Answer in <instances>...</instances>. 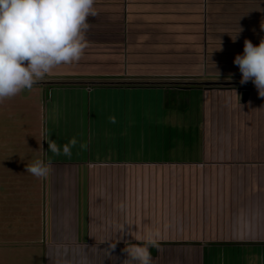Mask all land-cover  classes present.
I'll use <instances>...</instances> for the list:
<instances>
[{
  "label": "crops",
  "instance_id": "1",
  "mask_svg": "<svg viewBox=\"0 0 264 264\" xmlns=\"http://www.w3.org/2000/svg\"><path fill=\"white\" fill-rule=\"evenodd\" d=\"M94 7L81 60L33 86L57 144L77 145L70 157L43 149L42 224L27 209L28 242L14 245L53 264H126V244L146 246L152 229L151 264H264V98L234 64L245 39L264 38V0Z\"/></svg>",
  "mask_w": 264,
  "mask_h": 264
},
{
  "label": "clouds",
  "instance_id": "2",
  "mask_svg": "<svg viewBox=\"0 0 264 264\" xmlns=\"http://www.w3.org/2000/svg\"><path fill=\"white\" fill-rule=\"evenodd\" d=\"M95 2L0 0V102L24 90L30 91L54 68L81 60L88 46L86 34L90 28L89 18L97 15ZM260 27L264 30V23ZM234 64L241 73L240 83L243 85L251 81L258 95L264 98V38H261L258 46L245 39L243 54L235 56ZM109 120L115 123L116 118L110 116ZM45 141L48 142V151L67 157L71 156V149L77 145L75 137L62 147L50 136ZM80 147L86 148V145L81 144ZM25 168L33 176L45 178L50 173L51 160L47 164L36 160ZM156 235L152 229H146L142 237L146 246L126 244V264L132 261L151 264L148 246H156Z\"/></svg>",
  "mask_w": 264,
  "mask_h": 264
},
{
  "label": "rangeland",
  "instance_id": "3",
  "mask_svg": "<svg viewBox=\"0 0 264 264\" xmlns=\"http://www.w3.org/2000/svg\"><path fill=\"white\" fill-rule=\"evenodd\" d=\"M147 96L145 98L149 99ZM41 97L40 92L32 88L0 102V166L4 168L1 170L0 167V264H44V260L45 264L54 262L50 257L47 258L51 253H46L45 257L43 248L39 245H14L16 242H28L26 236L18 233L20 229L26 228L21 220L27 209H30L35 218L34 228L38 229L42 224L40 185L43 179L31 173L26 174L24 166L26 162L32 164L40 160L43 149L48 148L45 140L49 136L56 141L50 122L51 114L44 109ZM21 163L23 170L19 172ZM17 170L19 173H16ZM25 176L33 182V190L23 185L18 187L20 182H24ZM5 183L9 187L2 185ZM40 232L41 230L32 235L37 242L42 239Z\"/></svg>",
  "mask_w": 264,
  "mask_h": 264
},
{
  "label": "water",
  "instance_id": "4",
  "mask_svg": "<svg viewBox=\"0 0 264 264\" xmlns=\"http://www.w3.org/2000/svg\"><path fill=\"white\" fill-rule=\"evenodd\" d=\"M204 86H222V87H230V86H235V84L232 83H204ZM241 87L249 88V87H255L253 83H246V84H238ZM247 100V96H243V101Z\"/></svg>",
  "mask_w": 264,
  "mask_h": 264
},
{
  "label": "built area",
  "instance_id": "5",
  "mask_svg": "<svg viewBox=\"0 0 264 264\" xmlns=\"http://www.w3.org/2000/svg\"><path fill=\"white\" fill-rule=\"evenodd\" d=\"M245 91H247V90H245Z\"/></svg>",
  "mask_w": 264,
  "mask_h": 264
}]
</instances>
